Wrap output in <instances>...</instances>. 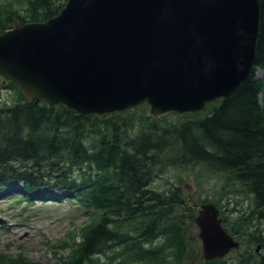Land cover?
I'll use <instances>...</instances> for the list:
<instances>
[{
    "label": "trees",
    "instance_id": "16d2710c",
    "mask_svg": "<svg viewBox=\"0 0 264 264\" xmlns=\"http://www.w3.org/2000/svg\"><path fill=\"white\" fill-rule=\"evenodd\" d=\"M67 2L0 0V35L44 23ZM260 3L254 72L234 95L202 112L154 118L144 105L83 116L64 105L29 102L16 83H0L19 98L0 105V194L16 183L30 196L66 192L90 214L80 229L82 241L57 264H264V77L256 75L264 71V0ZM195 167L225 176L244 194L248 207L229 210L233 223L222 197L193 205L182 180L170 177ZM165 178L166 186H157ZM207 202L221 208L225 228L240 240L237 255L204 259L195 218ZM0 264L41 263L0 254Z\"/></svg>",
    "mask_w": 264,
    "mask_h": 264
},
{
    "label": "water",
    "instance_id": "95a60500",
    "mask_svg": "<svg viewBox=\"0 0 264 264\" xmlns=\"http://www.w3.org/2000/svg\"><path fill=\"white\" fill-rule=\"evenodd\" d=\"M260 17V0H68L48 21L0 35V75L29 102L83 116L198 113L253 73ZM223 222L214 203L198 208L206 261L240 249Z\"/></svg>",
    "mask_w": 264,
    "mask_h": 264
},
{
    "label": "rangeland",
    "instance_id": "374dc122",
    "mask_svg": "<svg viewBox=\"0 0 264 264\" xmlns=\"http://www.w3.org/2000/svg\"><path fill=\"white\" fill-rule=\"evenodd\" d=\"M2 1L22 3V0ZM256 75L262 78L264 71L258 70ZM5 82L6 80L0 76V83ZM18 99L14 91L0 89V105L13 104ZM169 119L175 121L177 117L170 116ZM170 177L175 182L182 180L185 193L193 205L198 204L199 199L222 197V207L231 217V223L235 217L229 213V210L235 207L238 209L248 207L244 194L236 190L233 185L227 184L225 176L215 175L206 168L179 170ZM167 179L159 181L157 186L165 187ZM67 198L66 192H61L59 197L48 194H44L43 197L26 195L22 193L21 184H16L11 191L0 194V254L21 255L31 262L41 264L61 263L71 256L73 251L69 247L82 241L80 229L91 220L90 214L86 213L85 209H81L79 203L69 201ZM219 209L222 211L221 208ZM245 229L246 227L242 225L241 231ZM195 233L198 237L197 226ZM200 246L203 255L201 241ZM239 252L231 254L237 255Z\"/></svg>",
    "mask_w": 264,
    "mask_h": 264
},
{
    "label": "bare ground",
    "instance_id": "6f19581e",
    "mask_svg": "<svg viewBox=\"0 0 264 264\" xmlns=\"http://www.w3.org/2000/svg\"><path fill=\"white\" fill-rule=\"evenodd\" d=\"M260 19H261V18H260ZM16 184H18V183H16ZM16 184H15V185H16ZM43 190H44V189H43ZM53 191H54V190H53ZM51 192H52V191H51ZM56 193H57V192H56Z\"/></svg>",
    "mask_w": 264,
    "mask_h": 264
}]
</instances>
